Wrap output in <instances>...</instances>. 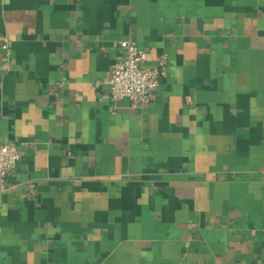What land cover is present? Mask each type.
Instances as JSON below:
<instances>
[{"label": "crops", "instance_id": "0c3cea01", "mask_svg": "<svg viewBox=\"0 0 264 264\" xmlns=\"http://www.w3.org/2000/svg\"><path fill=\"white\" fill-rule=\"evenodd\" d=\"M0 140V264H264V0H0Z\"/></svg>", "mask_w": 264, "mask_h": 264}, {"label": "built area", "instance_id": "2783aa9c", "mask_svg": "<svg viewBox=\"0 0 264 264\" xmlns=\"http://www.w3.org/2000/svg\"><path fill=\"white\" fill-rule=\"evenodd\" d=\"M8 39H3L2 48L8 49ZM121 56L112 65L106 80L109 96L113 101L127 99L132 107L149 102L158 84V77L165 74L167 55L165 53L148 57L134 41H119ZM20 158V151L14 143L0 140V191L5 189L6 175L14 170Z\"/></svg>", "mask_w": 264, "mask_h": 264}]
</instances>
